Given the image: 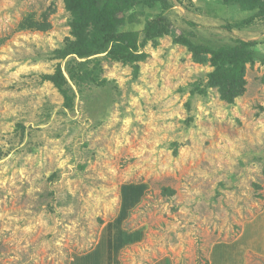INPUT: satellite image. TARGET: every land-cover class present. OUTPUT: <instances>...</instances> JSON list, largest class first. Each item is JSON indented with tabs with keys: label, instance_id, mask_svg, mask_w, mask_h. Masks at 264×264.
I'll return each mask as SVG.
<instances>
[{
	"label": "rangeland",
	"instance_id": "rangeland-1",
	"mask_svg": "<svg viewBox=\"0 0 264 264\" xmlns=\"http://www.w3.org/2000/svg\"><path fill=\"white\" fill-rule=\"evenodd\" d=\"M165 15L195 43L257 42L238 96L174 33L72 79L63 0H0V264H264V19L219 0Z\"/></svg>",
	"mask_w": 264,
	"mask_h": 264
},
{
	"label": "trees",
	"instance_id": "trees-1",
	"mask_svg": "<svg viewBox=\"0 0 264 264\" xmlns=\"http://www.w3.org/2000/svg\"><path fill=\"white\" fill-rule=\"evenodd\" d=\"M219 1L226 6H238L245 12H254L257 17L264 19V0ZM63 2L72 17L70 26L73 39L63 50L58 51V58H73L67 63L66 70L72 79H77L80 73L86 72L87 65L92 62L91 58L100 54H106L112 61L128 65L143 59L141 48L149 39L176 34L171 20L165 13L172 10L176 4H181L182 0H63ZM156 8L161 9L160 14L153 20L147 19L141 31L125 30L127 25L139 23L138 10ZM224 28L232 31L230 25ZM175 42L186 47L197 59L210 57L209 61L214 69L208 75L210 85L217 88L225 99H233L241 93L247 65H253L258 60L254 51L256 41L236 38L232 43L222 45L195 43L182 32L176 34ZM44 79L59 88L67 84L61 66L54 76Z\"/></svg>",
	"mask_w": 264,
	"mask_h": 264
},
{
	"label": "crops",
	"instance_id": "crops-1",
	"mask_svg": "<svg viewBox=\"0 0 264 264\" xmlns=\"http://www.w3.org/2000/svg\"><path fill=\"white\" fill-rule=\"evenodd\" d=\"M93 253H94V251H92L90 254H88V255H86V256H84V257H81V258H86V257L92 255ZM115 264H120V262H119V258H118V257H115Z\"/></svg>",
	"mask_w": 264,
	"mask_h": 264
}]
</instances>
